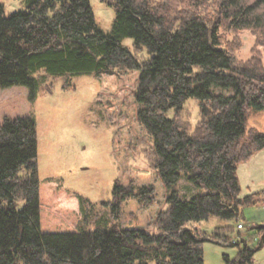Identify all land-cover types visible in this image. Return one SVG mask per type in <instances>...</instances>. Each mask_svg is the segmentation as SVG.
Wrapping results in <instances>:
<instances>
[{"label": "trees", "instance_id": "1", "mask_svg": "<svg viewBox=\"0 0 264 264\" xmlns=\"http://www.w3.org/2000/svg\"><path fill=\"white\" fill-rule=\"evenodd\" d=\"M20 1L23 7L10 13L0 3V88L33 89L40 70L99 74L96 100L122 143L104 202L112 224L83 230L76 211L56 200L67 190L38 177L34 121L4 117L0 264H203L204 241L239 245L234 258L224 255L225 264H252L264 233L257 247L233 236L240 208L264 202V189L240 197L237 167L264 149V133L254 128L241 140L246 109L264 111V64L255 48L237 60L228 42L245 28L264 34V16L254 10L264 0H102L115 12L110 32L97 26L89 0ZM126 36L148 56L123 45ZM188 100L196 102L194 123L183 116ZM139 145L146 172L128 168ZM181 174L202 191L179 193ZM121 212L135 224L119 226ZM210 217L230 223L207 235L188 226Z\"/></svg>", "mask_w": 264, "mask_h": 264}, {"label": "rangeland", "instance_id": "2", "mask_svg": "<svg viewBox=\"0 0 264 264\" xmlns=\"http://www.w3.org/2000/svg\"><path fill=\"white\" fill-rule=\"evenodd\" d=\"M89 2L97 26L103 32H110L115 16L114 9L102 0ZM0 3L6 13L23 7L20 0H0ZM254 7L256 12L264 16V2H257ZM168 10L171 11L170 8ZM257 35L258 33L245 28L229 36L231 42L228 43L235 49L237 60H247L253 54L251 50L255 48L258 55L255 54L264 64V34L258 35L261 38L260 44H257ZM121 43L140 58L148 56L144 49H135L131 37L121 38ZM34 77L37 79V87L34 86L33 89L21 85L0 88V125L4 117H30L37 133L35 163L38 177L51 188L64 187L67 190L56 200L76 211L77 225L80 228L92 230L110 226L112 221L104 202L110 199L111 187L117 177L115 152L121 149L122 139L119 131L108 123L100 103L96 100L102 76L94 72L52 76L40 70ZM246 115V130L241 140L248 138L250 128L264 133V111L257 112L247 108ZM183 116L195 122V101L186 102ZM114 139L116 146L113 144ZM141 146L129 156L130 171L150 170L148 160L141 153ZM237 173L241 185L240 197L263 190L264 149L254 153L247 161L239 163ZM175 188L186 198L202 191L183 174ZM76 195H80L82 199ZM240 210L243 228L234 233L233 239L239 243L243 241L249 247H257L258 240L264 233V202L241 207ZM114 221L127 228L133 226L136 219L131 214L121 212ZM227 223L230 221L210 217L200 222L189 221L188 226L202 229L207 235L214 227ZM251 223L259 225L260 229H246ZM202 249L203 264H225L224 255L234 258L239 245L222 246L204 241ZM252 264H264V241L255 250Z\"/></svg>", "mask_w": 264, "mask_h": 264}, {"label": "built area", "instance_id": "3", "mask_svg": "<svg viewBox=\"0 0 264 264\" xmlns=\"http://www.w3.org/2000/svg\"><path fill=\"white\" fill-rule=\"evenodd\" d=\"M237 228H242V224L241 223L237 224Z\"/></svg>", "mask_w": 264, "mask_h": 264}, {"label": "bare ground", "instance_id": "4", "mask_svg": "<svg viewBox=\"0 0 264 264\" xmlns=\"http://www.w3.org/2000/svg\"><path fill=\"white\" fill-rule=\"evenodd\" d=\"M90 6H91V4H90ZM254 10H255V7H254ZM243 30V29H242ZM102 108V107H101ZM102 111H103V109H102ZM103 114H104V111H103ZM20 117H27V116H20Z\"/></svg>", "mask_w": 264, "mask_h": 264}]
</instances>
